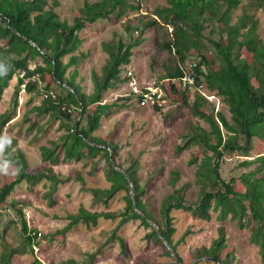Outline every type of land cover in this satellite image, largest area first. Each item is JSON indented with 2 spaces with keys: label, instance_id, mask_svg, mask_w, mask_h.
I'll use <instances>...</instances> for the list:
<instances>
[{
  "label": "trees",
  "instance_id": "trees-1",
  "mask_svg": "<svg viewBox=\"0 0 264 264\" xmlns=\"http://www.w3.org/2000/svg\"><path fill=\"white\" fill-rule=\"evenodd\" d=\"M248 1L243 15L234 25L231 24V14L242 3L241 0H169L170 6L156 10L157 17H151L148 21L145 20L147 16L142 17L137 25H133L130 18L127 19L124 23L126 40L118 37L113 42L101 43L107 59L100 72L92 71L94 87L92 93L87 94L75 81L76 73L70 72L71 67L77 66L88 56L80 52L84 43L81 32L91 29L97 22L111 18L120 20L129 12L139 11L140 5L130 0L85 1L73 23L69 24L57 12L61 0H0V102L10 81L23 70L27 78L38 74L41 82L45 83L43 89L46 93L58 87V91H54L57 98H43L40 107L35 110L39 115L51 114L61 119L62 127L66 130L60 139L51 140L49 146L40 147L43 162L52 165L84 162V166H92V173L104 171L110 186L90 189L96 202L108 204L119 192H126L124 211L93 212L81 206L77 213L67 215L68 224L57 230L52 239L65 235L79 224L96 225L99 219H119L111 239L120 240L116 237L118 230L130 221L139 220L151 229L147 234L148 239L155 238L158 243L163 242L162 237L168 240L178 260L172 264H185L173 241L176 227L172 212L183 210L194 217L211 220L213 211L217 213V221L221 222L218 237L210 246L196 249L191 254L192 258L217 257L222 264H234L235 249H229L225 226L229 220L239 229L250 231L249 241L258 247L264 264V155L243 160L239 167L250 169L238 177L225 179L221 174V163L226 156L247 158L253 151L264 150V41L256 33L258 20L247 12L261 9L264 13V0ZM219 22L224 24V28L220 29V38H208L204 34L205 26L208 24L215 31ZM151 27L160 30V33L172 28V32H165V41L159 46L160 50H167L171 56L169 65H164L166 73L159 79L163 81L161 86L171 101L177 105H189L191 91L182 88L179 81L185 75L184 65L195 61L194 55L197 54L200 60L194 68L196 85L202 83L207 92L220 97L230 113L227 116L223 110L216 111V106L203 94L195 92L191 113L209 127L193 126L178 146L177 153L193 147L199 149L189 161L191 166L196 165L197 168L195 184L199 187L198 199L189 201L190 183L177 188L181 173L171 172L170 183L174 190L162 202V226L147 210L143 200L148 183H143L138 175V161H131L127 167L118 163V145L107 137L95 135L102 120L123 107L117 102L103 103L104 94L119 83L128 81L121 76L122 70L131 63L134 50L143 44V34ZM223 31L227 32L226 39ZM206 40L216 50L214 60L209 61L203 53V42ZM39 59H42V63L31 69V63ZM216 61H219V66L215 65ZM22 82L20 78L19 84ZM38 88V81L30 80L26 90L33 92ZM18 97L19 88L14 94L11 112L0 109V137L4 139L0 142V153L6 171L14 172L10 182L5 181L7 175L3 181L0 180V241L3 248L0 264H11L15 255L28 251L33 253L34 247L39 245L40 234L38 230L29 228L23 208L17 207L14 201L9 202L11 192L23 181L33 185L43 179L53 181L54 185L61 182L52 167H46L45 173L30 172L28 159L17 148V142L4 138L3 133L15 114ZM134 98L138 103L140 96ZM83 106V115L78 119ZM75 113L78 116H74ZM255 139L262 144L255 146ZM79 179L85 184L81 175ZM55 189L52 187L47 197L51 198ZM9 208L16 210L17 220L21 223V238L16 243L6 240L7 233L17 224V220H9L6 213ZM120 241L123 245V241ZM168 255L172 254L168 252ZM96 257L97 254L90 256V261ZM87 263L71 259L63 264Z\"/></svg>",
  "mask_w": 264,
  "mask_h": 264
},
{
  "label": "rangeland",
  "instance_id": "rangeland-1",
  "mask_svg": "<svg viewBox=\"0 0 264 264\" xmlns=\"http://www.w3.org/2000/svg\"><path fill=\"white\" fill-rule=\"evenodd\" d=\"M85 1L94 2L97 0H61V5L57 8L60 18L72 24L79 8L83 6ZM130 1L135 5H140V10L129 12L120 20L111 18L108 21L97 22L91 29L81 32L84 43L80 52L86 53L88 58L84 59V63L78 67L76 80L87 94H91L93 91V83L90 77L92 71L100 72V68L106 62V55L102 51L101 43L113 42L118 37L126 40L127 34L124 30V23L127 19L130 18L131 23L137 25L140 18L147 16L145 20L148 21L151 17H157L155 14L158 8L170 6L169 0ZM241 2L232 11L231 24L233 25L238 22L244 13V7L249 3L248 0H241ZM247 12L258 20L256 33L258 38L264 41L263 11L252 9ZM219 23L214 28L215 31H212L210 25L207 24L204 34L210 39H219L220 29L224 28V24ZM171 29H165V32H172ZM165 32L160 33V30L151 27L143 34L145 37L143 44L134 50L135 53L128 67L134 72L139 86H148L153 82L163 83L159 79L166 73L164 65H169L171 58L167 50L159 49L161 43L165 41ZM222 34L226 39L227 32L223 31ZM203 43L205 45L202 50L208 60L216 59V50L210 41L206 40ZM194 56L196 58L193 60L198 62L200 55L195 54ZM215 65L219 66V61H216ZM55 89L54 91L57 92L58 87ZM190 91L189 105L174 104L165 110H156L139 105L132 95L128 83L119 84L104 94L103 103L117 102L119 106L123 107L110 117L104 118L99 129L95 132L96 136L107 137L109 141L118 145V163H123L127 167L131 161H138V175L143 183H148L143 200L147 210L160 222V226H162V202L174 190L170 183L171 172L179 171L181 173V178L176 185L177 188L185 183H190L187 199L192 202L198 199L199 187L195 184L197 168L196 165L191 166L189 161L193 154L199 152V149L193 147L177 153L178 146L183 143L184 136L192 131L193 126L201 125L206 129L209 127L206 122L192 115L191 104L194 101L195 92ZM216 98L219 101V103L217 102L220 105L219 109L216 101L214 103L209 100L210 103L216 106V111L223 110L229 116L227 106L220 97ZM11 109L12 106L5 112H11ZM114 110L116 111V109ZM74 116H78V114L75 113ZM51 133L52 131L49 132V137L59 135L56 130L54 136ZM17 135L21 140V148L28 155L31 165L30 172L45 173L46 167H53L54 173L58 175V180L61 182L54 185L53 181L43 179L33 185L23 181L11 192L8 198L9 202L14 201L17 207L23 208L29 228L38 230L40 234L39 245L34 247V252L28 251L26 254L15 255L11 264H63L71 259L88 262L87 264H172L176 261L175 255H168L169 251L164 242L158 243L155 238H147L151 229L145 227L139 220L126 223L116 233V237L123 241V245L120 240L111 239L119 219H99L96 225L79 224L65 235H58L52 239L51 236L57 230L65 228L68 224L67 215L77 213L81 206L93 212L124 211L126 192H119L108 204L96 202L90 189L108 188L110 186L104 171L99 170L92 173V166H84V162L76 161L58 165L46 164L42 160L37 144L32 145L30 142V145L28 144L32 135L29 134L26 137L23 134ZM7 136L11 138L12 134ZM46 144L48 145L49 141H46ZM261 144L262 142L255 139V146ZM262 154H264V150L253 151L247 158L235 155L226 156L221 163L222 176L225 179L240 176L250 168L239 167V164L245 159L253 160ZM5 175H7L5 181L10 182L14 178V172L8 173L6 171L5 163L0 156L1 181L6 178ZM79 175L85 184L79 179ZM52 187H56V189L52 197L49 198L46 194L51 191ZM9 209L10 212H6L9 220H17L16 210L14 208ZM216 214L212 211L211 220H204L194 217L192 213L187 211L174 210L172 212L176 227L173 241L177 245L178 254L183 257L185 264H215L211 260L193 259L191 254L198 248L210 246L213 240L218 237V227L221 222L217 221ZM6 220L8 219L6 218ZM225 226L229 249H235L234 264H262L258 247L249 241L250 231L239 229L235 223L229 220L225 222ZM20 228L21 223L17 220V224L7 233L6 240L9 243H16L21 238ZM156 229L160 232L158 226ZM2 250L0 241V255ZM95 254L97 257L91 262L90 256Z\"/></svg>",
  "mask_w": 264,
  "mask_h": 264
},
{
  "label": "crops",
  "instance_id": "crops-1",
  "mask_svg": "<svg viewBox=\"0 0 264 264\" xmlns=\"http://www.w3.org/2000/svg\"><path fill=\"white\" fill-rule=\"evenodd\" d=\"M86 58H88V56ZM106 59H107V56H106ZM40 63H42V59H39L37 62H32L30 65V68L34 69L36 67V65L40 64ZM83 63H84V60L82 62H80L77 66H73L70 68L71 73H76V78L78 76V70L77 69ZM101 68H100V70H101ZM76 78H75V81L77 82ZM19 81H20V76H19V73H17L13 77V79L10 81L9 86L4 91L3 98L0 102V108H1V110H3L5 112V110H7L8 108H10L13 105L14 94H15L16 90L19 88L18 105H17L16 111H15V114L13 116V119L9 122L8 126L6 127V130H5L6 132L4 131L3 136H4V138H10L7 135L12 134L10 139H12V140L14 139L17 142V148L23 151V149L21 148V140H19L17 134H23L24 137H26L27 135L30 134L32 136L28 140V144H29V142L32 145L37 144L39 151H40L41 146H43V145L49 146L50 145V143L47 145L46 141L50 142L51 140L60 139L66 133V130L64 127H62L63 122L61 121V119H57V118L53 117V115H51V114L39 115L38 112L35 111L36 108L40 107V105L42 103L43 94L45 92L43 89L45 86V83L41 82V80H40L38 90H35L33 92H28L27 90L23 91L21 89V87H20L21 84H19ZM119 84H124V83H119ZM119 84H118V86H119ZM116 87L117 86H115L114 88H116ZM109 91H107V92H109ZM37 99H38V101H37ZM103 100H104V98H103ZM55 130L59 135L57 137H51V136L49 137L48 136L49 132L52 131L51 135L54 136ZM5 134H7V135L5 136ZM59 136H60V138H59ZM2 141H4V139H2V137H0V142H2ZM0 147H1V143H0ZM24 153L28 159L27 153L26 152H24ZM40 154H41V151H40ZM262 155H264V154H262ZM0 156H1V153H0ZM1 158H2V156H1ZM28 162H29V167H30L31 166L30 161L28 160ZM70 162H72V161H70ZM46 164H48V163H46Z\"/></svg>",
  "mask_w": 264,
  "mask_h": 264
},
{
  "label": "built area",
  "instance_id": "built-area-1",
  "mask_svg": "<svg viewBox=\"0 0 264 264\" xmlns=\"http://www.w3.org/2000/svg\"><path fill=\"white\" fill-rule=\"evenodd\" d=\"M196 65H197L196 61H189L184 65L185 75L179 81L182 88L189 89L194 92H200L211 102L215 103L216 101V104L217 102L219 103L215 95L209 92H206L207 89L202 83L199 85H196V75H195L196 73L194 70ZM19 76L20 78L23 79V82L20 86L23 91L26 90V87L28 83L30 82V80H33V81L37 80L38 83L40 81L38 74L34 75L32 78H27L26 71L24 70L19 72ZM121 76L128 80L127 83L131 88L132 94H134V96L136 97L140 96V99L138 101L139 105L148 106L156 110H165L167 107L174 105V103L168 97L165 89L161 86L162 83L157 84L156 82H153L152 84L148 86H144V85L139 86L140 84L138 83V80L130 67L124 68L122 70ZM43 98L44 99H48V98L56 99L57 95L54 91H50L47 93L45 92L43 94ZM217 108L219 109L220 105L217 104ZM8 211L10 212V209H8Z\"/></svg>",
  "mask_w": 264,
  "mask_h": 264
},
{
  "label": "water",
  "instance_id": "water-1",
  "mask_svg": "<svg viewBox=\"0 0 264 264\" xmlns=\"http://www.w3.org/2000/svg\"><path fill=\"white\" fill-rule=\"evenodd\" d=\"M64 86H65V85H64ZM67 87H69V86H67ZM83 112H84V106H83L82 109H81V112H80V114H79V118H78V119H80V118L82 117ZM111 159H112V158H111ZM132 194H133V191H132ZM159 235H160V233H159ZM160 237H161V236H160ZM162 240H163V242L165 243V246L167 247L168 251H169L172 255H174V253H173V249H172V246L170 245V243L168 242V240H167L165 237H162ZM200 260H211V261L215 262V264H222L221 261H219V259H218L217 257H213V258H201ZM176 262H178L177 259H176Z\"/></svg>",
  "mask_w": 264,
  "mask_h": 264
},
{
  "label": "clouds",
  "instance_id": "clouds-1",
  "mask_svg": "<svg viewBox=\"0 0 264 264\" xmlns=\"http://www.w3.org/2000/svg\"><path fill=\"white\" fill-rule=\"evenodd\" d=\"M171 31H172V29H171Z\"/></svg>",
  "mask_w": 264,
  "mask_h": 264
}]
</instances>
